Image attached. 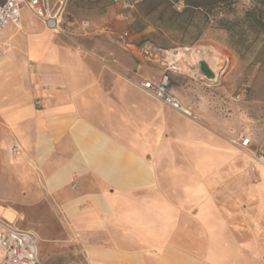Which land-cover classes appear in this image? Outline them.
Segmentation results:
<instances>
[{
	"label": "crops",
	"instance_id": "1",
	"mask_svg": "<svg viewBox=\"0 0 264 264\" xmlns=\"http://www.w3.org/2000/svg\"><path fill=\"white\" fill-rule=\"evenodd\" d=\"M8 25L0 33V160L34 174L63 225L61 248L86 264H264V165L219 130H199L190 115L107 78L94 51L65 43L41 20ZM151 70L157 81L162 71ZM245 127L257 134L255 151L263 147L261 128ZM175 178L178 216L162 205L148 223L128 222L142 211L126 199L140 201L145 190L169 196Z\"/></svg>",
	"mask_w": 264,
	"mask_h": 264
},
{
	"label": "rangeland",
	"instance_id": "2",
	"mask_svg": "<svg viewBox=\"0 0 264 264\" xmlns=\"http://www.w3.org/2000/svg\"><path fill=\"white\" fill-rule=\"evenodd\" d=\"M133 1L134 7L125 9L128 18L123 21L116 17L122 8L112 0H67L62 18L58 19L61 31L50 32L65 43L94 51L109 72L107 78L125 80L132 86H137L142 78L157 76L159 71L151 68L160 66L157 62H139L123 46L126 41L147 40L166 51L201 46L217 49L228 57V65L215 81H209L200 70H188L183 63L184 73L172 72V93L191 107L194 114H190V119L198 123L199 130H219L230 144L248 156L235 140L240 128L248 124L256 125L264 133V6L253 0H215L214 5L192 12L184 0ZM20 14L24 22L34 27L40 24L27 8H22ZM5 28L8 30L9 25ZM125 29L130 30L126 39L120 37ZM241 80H246L249 89L244 100L236 101L233 92ZM255 148L252 146L250 152ZM9 162L12 160L4 158L3 164L0 160V213L7 214L0 216L35 234L42 264H86L80 252L60 247L63 225L54 207L42 198L34 174L23 164L15 167L7 165ZM178 182L173 180L169 196L156 197L145 190L140 201L126 199L128 209L142 211L128 215V222L146 224L152 219L153 207L162 205L170 206L172 215L178 216L183 206ZM134 232L138 236L147 230Z\"/></svg>",
	"mask_w": 264,
	"mask_h": 264
},
{
	"label": "built area",
	"instance_id": "3",
	"mask_svg": "<svg viewBox=\"0 0 264 264\" xmlns=\"http://www.w3.org/2000/svg\"><path fill=\"white\" fill-rule=\"evenodd\" d=\"M112 2L114 5L122 8L121 10H118V13L116 14L117 19L125 21V19L128 18L125 9H133L134 1L112 0ZM66 3L67 0H0V33L8 24L20 29L21 7L27 8L34 16L38 17L47 29L59 33L61 31L59 28L61 20L58 22V16L62 18ZM55 27L59 28V30ZM129 35L130 30L128 29H125L120 33V37L124 39L128 38ZM123 46L128 48L131 54L135 56L139 62L144 60L152 63L157 62L160 66V70L162 71L157 81L142 78V80L136 83L137 86L151 95L154 99L161 101L170 109H175L185 115H190V111L187 110L181 104L180 100L171 92L172 85H170L169 74H172V72L184 73V71L180 69L175 62L170 63L166 60L165 54L168 51L155 47L148 41L141 43V45H137L136 42L133 41H126ZM177 49H182L185 55L181 56L177 62L182 61V63H186L188 70L192 69L196 72H199V62L201 60H205L201 57L206 55L211 57L215 56L209 47H184ZM191 50H193L196 55L192 54ZM197 55H199L200 58H196ZM213 62L220 74L228 65V57L218 51V56L213 60ZM215 77L216 73L214 72V78L208 80L215 81L217 79ZM248 89L249 84L246 80H241L233 92V99L236 101L244 100L247 96ZM256 140V132L252 128H247L244 125L240 128L237 141L235 140V143H237L240 149L247 153V155L253 158L257 163L263 164L264 146L258 147L257 151L254 150L250 152L249 150ZM0 264H42L39 254L38 239L35 234L27 229L24 230L12 225L11 223L9 224L1 216Z\"/></svg>",
	"mask_w": 264,
	"mask_h": 264
},
{
	"label": "bare ground",
	"instance_id": "4",
	"mask_svg": "<svg viewBox=\"0 0 264 264\" xmlns=\"http://www.w3.org/2000/svg\"><path fill=\"white\" fill-rule=\"evenodd\" d=\"M59 17L60 16H58V19H59ZM55 28L57 30H59V28H57V27H55ZM175 50H176V52H175ZM210 50L215 55L214 57L206 55V56H203L201 58L205 59L207 61L209 67L216 73V77L215 78H217L219 76V72H218V69L215 66V63L213 62V60L217 58L218 50L217 49L215 50V49H212V48ZM191 53L196 55L193 50H191ZM165 55H166V60L168 62H170V63L171 62H175V64L178 65L180 67V69L183 67L182 61L177 62L181 56H185L182 49H174V50L168 51ZM196 58H200V56L197 55ZM184 69H186V68H184Z\"/></svg>",
	"mask_w": 264,
	"mask_h": 264
},
{
	"label": "trees",
	"instance_id": "5",
	"mask_svg": "<svg viewBox=\"0 0 264 264\" xmlns=\"http://www.w3.org/2000/svg\"><path fill=\"white\" fill-rule=\"evenodd\" d=\"M178 1H181V0H178ZM184 1H186L185 2L186 5L191 8L190 10L192 12H194L195 10H197L198 8H200L201 6L206 7V6H212V5L215 4V0H184ZM253 1L257 2L258 4H262L264 6V0H253ZM260 21H261V19H257V22H260ZM131 31L135 32L132 29H131ZM146 41L147 40H141L139 42H136V44L137 45H141V43L146 42ZM169 79H170V85H172V74H169Z\"/></svg>",
	"mask_w": 264,
	"mask_h": 264
},
{
	"label": "water",
	"instance_id": "6",
	"mask_svg": "<svg viewBox=\"0 0 264 264\" xmlns=\"http://www.w3.org/2000/svg\"><path fill=\"white\" fill-rule=\"evenodd\" d=\"M198 69L200 70L201 74H203L207 79L214 78V72L208 67L205 60H201L199 62Z\"/></svg>",
	"mask_w": 264,
	"mask_h": 264
}]
</instances>
